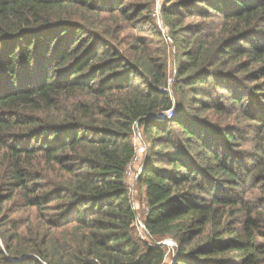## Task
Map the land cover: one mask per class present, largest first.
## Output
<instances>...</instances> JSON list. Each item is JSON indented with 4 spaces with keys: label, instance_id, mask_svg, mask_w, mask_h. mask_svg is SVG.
<instances>
[{
    "label": "trees",
    "instance_id": "trees-1",
    "mask_svg": "<svg viewBox=\"0 0 264 264\" xmlns=\"http://www.w3.org/2000/svg\"><path fill=\"white\" fill-rule=\"evenodd\" d=\"M154 4L0 0V264H264V0Z\"/></svg>",
    "mask_w": 264,
    "mask_h": 264
},
{
    "label": "rangeland",
    "instance_id": "rangeland-1",
    "mask_svg": "<svg viewBox=\"0 0 264 264\" xmlns=\"http://www.w3.org/2000/svg\"><path fill=\"white\" fill-rule=\"evenodd\" d=\"M163 2H164V0H155L154 11H153V14L150 16V18H151L150 23L154 26V28L156 30H158L162 34H164L166 32V30L162 26V22H161L160 15H159V10H160L161 4ZM145 17H147L146 13H145ZM145 30H147V29H145ZM136 31H137L136 29L129 31V32L127 31L128 35H126L125 38L135 36L136 34H138V32H136ZM143 35H145V33H143ZM168 65L169 66H168L167 73H168V76L171 77V73L173 70V60L171 58V54L169 55ZM132 143L136 149L137 160L135 162H132V164L130 165V167L128 169L127 177H126V184H127L128 191H129V197H130L131 205L135 209L137 216H138V219L140 220L141 217L143 216V213L145 212V209H144L145 207L143 205L142 190L138 187V184L136 182V178H137V175H138L139 170H140L141 161H142L143 156L145 155V152H146V147L144 144L141 143V140H134V136L132 137ZM31 212H27V211L17 212L15 214L11 215V219L15 220L20 226H23L27 219H32L33 215ZM138 227H139V225H138ZM162 244H165L166 247H168V248L175 246V244L170 240L162 242ZM10 260H12V259H10ZM167 263H168V260L166 261V264Z\"/></svg>",
    "mask_w": 264,
    "mask_h": 264
},
{
    "label": "built area",
    "instance_id": "built-area-1",
    "mask_svg": "<svg viewBox=\"0 0 264 264\" xmlns=\"http://www.w3.org/2000/svg\"><path fill=\"white\" fill-rule=\"evenodd\" d=\"M170 113L169 112H166V119L168 120V119H170ZM133 136H134V140H141V136H140V134H139V132L137 131V130H135L134 129V134H133ZM137 138V139H136ZM134 146V145H133ZM135 148V147H134ZM135 151H136V149H135ZM137 160V158H136V156L133 158V160H132V162H135ZM132 162H131V164H132ZM130 164V165H131ZM130 165H129V167H130ZM129 169V168H128ZM138 225H140V224H137V226ZM140 237L141 238H143V236H142V234H140Z\"/></svg>",
    "mask_w": 264,
    "mask_h": 264
}]
</instances>
